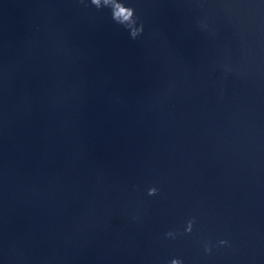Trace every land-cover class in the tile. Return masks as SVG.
I'll list each match as a JSON object with an SVG mask.
<instances>
[{
	"label": "water",
	"instance_id": "water-1",
	"mask_svg": "<svg viewBox=\"0 0 264 264\" xmlns=\"http://www.w3.org/2000/svg\"><path fill=\"white\" fill-rule=\"evenodd\" d=\"M173 260L264 264V0H0V264Z\"/></svg>",
	"mask_w": 264,
	"mask_h": 264
},
{
	"label": "clouds",
	"instance_id": "clouds-1",
	"mask_svg": "<svg viewBox=\"0 0 264 264\" xmlns=\"http://www.w3.org/2000/svg\"><path fill=\"white\" fill-rule=\"evenodd\" d=\"M105 2H107V0H105ZM92 3L99 7L100 4H101V0H92ZM124 12H125V10H124ZM131 16H132V12L130 10L127 11V13L124 15V21L129 20L131 18ZM156 192H157L156 188H151V189H149L148 195L151 196V195H153ZM190 228H191V223L189 224V229ZM169 235H171V233H169ZM224 243H226V242L225 241H221V244H224ZM172 264H177V262L175 260H173Z\"/></svg>",
	"mask_w": 264,
	"mask_h": 264
}]
</instances>
